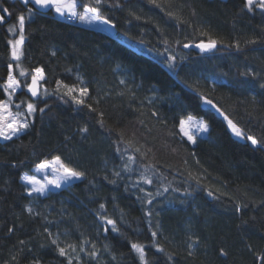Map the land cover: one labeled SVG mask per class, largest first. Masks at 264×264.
Listing matches in <instances>:
<instances>
[{"label": "trees", "instance_id": "trees-1", "mask_svg": "<svg viewBox=\"0 0 264 264\" xmlns=\"http://www.w3.org/2000/svg\"><path fill=\"white\" fill-rule=\"evenodd\" d=\"M3 1L12 15L0 12V84L9 63L22 84L36 67L45 80L37 97L16 92L44 111L26 131L0 139V264H141L131 242L146 246L150 264H264V144L236 138L225 119L264 140V12H249L244 0H104L109 33L53 8ZM88 6L94 0H77L78 11ZM28 8L35 11L15 61L8 41L18 35L8 28ZM209 38L216 47L199 52ZM57 81L87 86L95 111L62 98ZM185 89L224 116L195 143L179 128L196 113ZM55 155L84 177L29 195L23 173ZM53 239L76 251L61 256Z\"/></svg>", "mask_w": 264, "mask_h": 264}, {"label": "snow or ice", "instance_id": "snow-or-ice-1", "mask_svg": "<svg viewBox=\"0 0 264 264\" xmlns=\"http://www.w3.org/2000/svg\"><path fill=\"white\" fill-rule=\"evenodd\" d=\"M153 2H155V0H153ZM22 3L24 5H28L30 3V0H22ZM34 3L35 5H38L40 8L44 9L54 7L55 11L60 15L63 16L67 13L83 22L92 23L97 20H103V22L105 23H110V21L102 16L100 6L103 5L104 0H94L95 6L84 7L82 13L77 11V0H34ZM243 8L247 9L249 12H253L256 9L264 12V0H244ZM34 11V8H28L26 14H18V23L11 25L8 28V31L13 33V35H18L17 39L8 41L9 45H11V57L15 61H20L21 57L24 55L23 45L26 39V20L32 18ZM0 12H3L8 16L12 15V12L7 7L0 8ZM4 20L5 15H0V23H3ZM251 42L254 43L255 41ZM185 46L187 47L188 45ZM196 46L203 50H211L216 47V41L209 38L208 43H200ZM236 47L239 48V43L236 44ZM172 59L175 60V57H172ZM7 67L9 69L7 76L4 79L3 84H0V95H3L5 97L3 99H0V138H3L4 140H11L13 137H16L19 133L26 131L30 127L31 123L33 122L31 117H33L37 111H44V108L38 109L37 104L31 101L20 100V103H15L13 97L15 96L17 90L21 89L22 87L27 88V91L31 93L32 97L39 96L41 94L40 82L45 80V72L42 67H36L32 69L30 83L26 79L22 84L21 80L18 79L14 74L13 65L9 63ZM16 67H19V64H17ZM252 74L255 75V73ZM19 76L27 78L29 76V72L23 68H20ZM260 87L264 88V84H261ZM61 89L63 90L62 98L63 96H67L77 105H82L95 111V109L92 108V105L86 102L89 98V89L87 86H77L75 84L69 85L67 83H64L63 81H57V91L59 92ZM44 93L47 94L46 88L44 89ZM253 99H255V97H253ZM205 102L208 104H212L211 100L206 99ZM21 105H26L24 111L20 110ZM213 106L215 107V105ZM14 108L16 109L15 111L13 110ZM217 111L221 110L217 108ZM101 115L103 114L101 113ZM225 119L227 120L228 126L236 136L246 138L251 142L252 145L264 144V140H258L255 136L246 135V133L231 119H228L227 116H225ZM101 123H103L102 120ZM193 125L197 130L207 131L208 123L204 121H198L192 115H188L186 118H183L179 121L180 132L183 133L188 138V140L195 143V138L192 135ZM83 131L87 132L88 129L84 128ZM117 150L119 151V149ZM137 151L139 150L137 149ZM130 159H134V157ZM127 167L128 166L125 165V169H127ZM49 169L52 170L53 178L45 179V181L43 182L37 180L35 176H30L28 174H25L21 177L22 180L33 185V187L29 190V195H31L33 192L43 194L48 190V185L60 187L62 182H68L73 179H80L85 175L83 172L78 171L76 168H73L69 164L65 163L59 155H55L51 159H44L36 165L37 171H47ZM115 175L119 177L120 173L116 172ZM142 179L145 183H152L151 179H149L147 176L142 177ZM112 182L115 183V181ZM165 191H167V189H165ZM147 196L149 198L146 200V203L152 204V200L154 198L153 194L149 192L147 193ZM100 208L105 209V205L100 204ZM28 211L32 212V209L29 208ZM146 214L150 217L152 215V212L148 211ZM100 219L105 221L108 225H111L112 231H120L116 220L110 219L107 215L100 216ZM149 223H151V221H149ZM108 230V228L104 229V231L106 232ZM49 235H51V233H49ZM151 235L152 237H156L157 233L152 232ZM21 243H23V241H21ZM52 243L57 244L58 251L61 256H70V253L67 251V249H71L73 252L76 251V245L74 244H68L67 247L64 248L59 247L56 239H53ZM85 243H87V241H85ZM95 247V244H93V251L88 253L89 256L95 257L97 255V253L95 252ZM130 247L135 253L138 254V258L141 261V264H150V261L147 258V253L145 251L146 246L144 244L139 242H131ZM155 247L158 252L163 253L165 251V249L163 247H160L158 244H156ZM221 253L223 255H227V253L224 252L223 249H221ZM189 255H191V253H189ZM169 259H171V256H169ZM259 259L261 261H264V255L259 256ZM34 264H39V262L36 261L34 262ZM68 264H72L71 258H69Z\"/></svg>", "mask_w": 264, "mask_h": 264}, {"label": "rangeland", "instance_id": "rangeland-1", "mask_svg": "<svg viewBox=\"0 0 264 264\" xmlns=\"http://www.w3.org/2000/svg\"><path fill=\"white\" fill-rule=\"evenodd\" d=\"M14 1L15 0H6V4L7 5L11 4ZM53 12L59 18L65 19V18H67V16H71L67 13L63 16L60 15L59 13H57L55 11L54 7H53ZM79 22L86 25V26H89V27H92L95 29L104 30V31L109 32V33H114V31H115L114 25L111 22L105 23V22H103V20H97V21H94L92 23L83 22L81 20H79ZM185 96L195 106L196 113L193 116L198 121L207 122L208 123V129L210 126L216 125L219 122L224 121V116L222 115V113L220 111H217V108L214 107L213 104L206 103L205 102L206 100L197 99L195 94L188 89H185ZM16 99H17V96L15 94V96L13 97V100L15 101V103H20V101H17ZM13 110L15 111V108ZM227 125H228V123H227ZM208 129H207V131L197 130L196 127L193 125L192 135L196 139V135H205L208 132ZM229 129H230V127H229ZM230 131L233 134V136H235L236 138L245 139V138L236 136L235 133H233L231 129H230ZM0 139H2V138H0ZM25 174H27V173H23L22 176H24ZM28 175L35 176L37 178V180H40L41 182L45 181V179H52L53 178V173H52L51 169H49L47 171H37L36 167L33 169V173H29ZM75 180H77V179H73V180H70L68 182H62L60 187H66L67 185H69L71 182H73ZM22 181L26 184L28 194H29V190L33 187V185L29 184L28 182H26L24 180H22ZM60 187H55L54 185H48V190L41 195H45V194L49 193L50 191L57 189V188H60ZM34 193L35 192H33L32 194H34Z\"/></svg>", "mask_w": 264, "mask_h": 264}, {"label": "water", "instance_id": "water-1", "mask_svg": "<svg viewBox=\"0 0 264 264\" xmlns=\"http://www.w3.org/2000/svg\"><path fill=\"white\" fill-rule=\"evenodd\" d=\"M30 2L33 4V6L37 9V10H40V11H48V10H51L53 7H50V8H47V9H44V8H40L38 5H35V3H34V0H30ZM198 48V50H199V52H201V53H206V52H209V51H211V50H203V49H201V48H199V47H197ZM28 92V91H27ZM29 93V92H28ZM30 95H31V93H29Z\"/></svg>", "mask_w": 264, "mask_h": 264}, {"label": "built area", "instance_id": "built-area-1", "mask_svg": "<svg viewBox=\"0 0 264 264\" xmlns=\"http://www.w3.org/2000/svg\"><path fill=\"white\" fill-rule=\"evenodd\" d=\"M78 12H79V11H78ZM80 13H81V12H80ZM67 20L71 21V20H74V18L71 17V16H68V17H67Z\"/></svg>", "mask_w": 264, "mask_h": 264}, {"label": "crops", "instance_id": "crops-1", "mask_svg": "<svg viewBox=\"0 0 264 264\" xmlns=\"http://www.w3.org/2000/svg\"><path fill=\"white\" fill-rule=\"evenodd\" d=\"M3 4H4L5 6H8V5H9V4H8V5L6 4V0L3 1Z\"/></svg>", "mask_w": 264, "mask_h": 264}]
</instances>
